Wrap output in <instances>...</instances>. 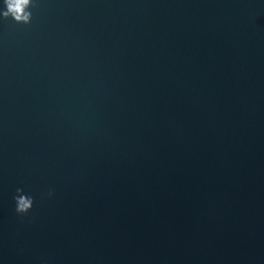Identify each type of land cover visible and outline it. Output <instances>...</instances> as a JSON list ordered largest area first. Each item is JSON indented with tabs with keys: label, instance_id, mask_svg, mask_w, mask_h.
<instances>
[{
	"label": "water",
	"instance_id": "1",
	"mask_svg": "<svg viewBox=\"0 0 264 264\" xmlns=\"http://www.w3.org/2000/svg\"><path fill=\"white\" fill-rule=\"evenodd\" d=\"M26 11L0 19V264H264V0Z\"/></svg>",
	"mask_w": 264,
	"mask_h": 264
},
{
	"label": "clouds",
	"instance_id": "2",
	"mask_svg": "<svg viewBox=\"0 0 264 264\" xmlns=\"http://www.w3.org/2000/svg\"><path fill=\"white\" fill-rule=\"evenodd\" d=\"M32 5V0H0V19H11L15 23L28 24L31 12L26 11ZM15 211L24 215L31 210V199L14 200Z\"/></svg>",
	"mask_w": 264,
	"mask_h": 264
}]
</instances>
